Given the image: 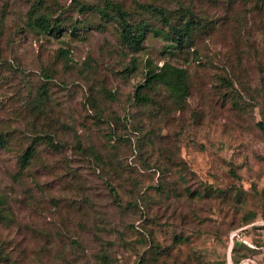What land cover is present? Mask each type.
<instances>
[{
  "label": "rangeland",
  "instance_id": "374dc122",
  "mask_svg": "<svg viewBox=\"0 0 264 264\" xmlns=\"http://www.w3.org/2000/svg\"><path fill=\"white\" fill-rule=\"evenodd\" d=\"M260 123L264 0H0V264H264Z\"/></svg>",
  "mask_w": 264,
  "mask_h": 264
},
{
  "label": "trees",
  "instance_id": "16d2710c",
  "mask_svg": "<svg viewBox=\"0 0 264 264\" xmlns=\"http://www.w3.org/2000/svg\"><path fill=\"white\" fill-rule=\"evenodd\" d=\"M113 9L117 12L120 16V27H121V35L122 38L127 41V43L134 49V51H140L143 48V43L145 41L146 36L153 32L155 35H166L170 36L172 33V39L176 41V44L181 45L186 37H191L193 26L191 24V20H187L183 27H177L174 25H170V32H165L160 29L153 28L148 21H141L138 24H130L128 20V15L122 8L117 7L115 5H110ZM152 9V8H151ZM159 14L161 15L162 19L165 22L167 20V14L163 10H158ZM40 24L44 23L46 29H50V25L46 23V21H40ZM156 82H163L166 83L172 90V92L176 95L185 96L188 91V83H187V72L185 69L172 66L169 63H165L163 67H161L158 71L155 69H149L146 78H145V85L149 87L153 86ZM142 86L137 89L136 97L140 98L141 100L145 99V96L142 92ZM147 98V96H146ZM262 129H264V123L259 124ZM32 152L31 150H27L25 155L22 157L24 159V163L29 161Z\"/></svg>",
  "mask_w": 264,
  "mask_h": 264
}]
</instances>
